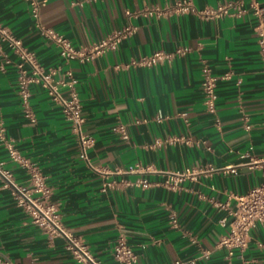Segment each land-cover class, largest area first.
I'll use <instances>...</instances> for the list:
<instances>
[{
  "label": "crops",
  "instance_id": "crops-1",
  "mask_svg": "<svg viewBox=\"0 0 264 264\" xmlns=\"http://www.w3.org/2000/svg\"><path fill=\"white\" fill-rule=\"evenodd\" d=\"M40 1L39 22L83 53L116 31L133 29L114 49L65 60L39 33L27 1L0 0V24L43 68L57 69L56 79L68 73L75 79L82 131L92 138L84 159L69 122L37 84L30 86L34 118L24 116L18 58L1 43L0 130L39 169L61 228L103 264H118L112 248L119 235L137 264H227L216 244L228 232L234 196L261 182L264 161V75L250 0H241L240 14L235 7L221 16L170 8L188 1L198 11H213L240 0ZM258 3L264 13V0ZM181 47L188 51L156 65L131 64ZM203 63L214 76L228 75L217 81L213 113L203 102ZM174 137L191 142L170 141ZM0 164L14 183L29 186L28 166L12 161L1 142ZM130 167L136 171L127 172ZM141 177L148 186L134 184ZM66 245L63 234L33 222L0 177V264H84ZM202 250L210 254L202 257ZM231 263L264 264L263 223L251 228L247 247Z\"/></svg>",
  "mask_w": 264,
  "mask_h": 264
},
{
  "label": "built area",
  "instance_id": "built-area-1",
  "mask_svg": "<svg viewBox=\"0 0 264 264\" xmlns=\"http://www.w3.org/2000/svg\"><path fill=\"white\" fill-rule=\"evenodd\" d=\"M29 4V9L35 21L39 33L42 37L50 40L58 49L59 54L65 60L70 59H90L92 55L103 52L105 50L114 49L118 41L133 32V29L126 28L122 31H116L94 44L88 53H83L72 47L70 41L63 35L57 33L52 28L46 27L39 22V10L42 5L40 0H25ZM241 0L236 4L228 3L221 5L213 11H198L190 2L182 1L174 3L170 8L176 12L189 11L197 12L209 16H221L229 13L230 9L237 8V13L240 14L243 9ZM253 14L256 18L255 31L257 36L258 52L262 62V71L264 75V13L258 3V0H250L249 3ZM4 43L11 52L17 56L16 64L17 76V92L20 98V105L24 112V116L33 120V112L30 106V86L40 85L46 90L50 99L56 104L66 120L69 122L71 130L79 139L81 146V156L87 159L86 151L92 144V138L85 135L82 131L84 118L81 115V102L75 89V79L68 73L67 77L56 79L55 68H43L37 61L33 53H31L22 43V41L10 33L0 24V44ZM188 51V48L181 47L176 49L174 53L165 51H155L151 55L143 56L138 60H134L131 64L141 66H153L163 59H170L174 54H182ZM202 77L201 87L203 93V102L209 112H214L216 101V84L219 78L226 79L228 75L223 77L214 76L205 63L200 67ZM62 88H67V92H63ZM247 129L248 125L245 126ZM123 138H126V133L123 125L117 127ZM182 140L185 143H190V137H174L170 141ZM0 142L6 148L9 158L23 166H28V183L29 186L18 185L13 182L12 175L9 170L4 169L0 164V177H3L6 185L13 188L14 198L17 203L25 206L30 212L34 223L40 225L45 232L50 234H63L67 240V248L72 251L74 258L78 262L84 264H103L95 259L88 251L86 245L79 237H75L66 233L60 226L55 205L46 201V194L43 178L39 169L33 165L27 164V161L17 151L15 146L5 137L0 130ZM136 168L130 167L127 172H134ZM261 182L251 188L244 195H236L235 206L230 209V221L228 232L220 237L216 247L224 248L225 259L227 264H232L231 259L235 252L243 251L249 240V232L256 223L264 224V161L260 164ZM114 183H108L107 186H112ZM135 185L146 187L149 182L146 178L141 177L134 182ZM34 193H41L43 197H35ZM170 223L173 227L176 226V219L172 215ZM210 254L208 250H202V257H207ZM113 259L118 264H137V255L132 251L122 235L116 239L112 248ZM175 264H188L187 262L175 261Z\"/></svg>",
  "mask_w": 264,
  "mask_h": 264
}]
</instances>
